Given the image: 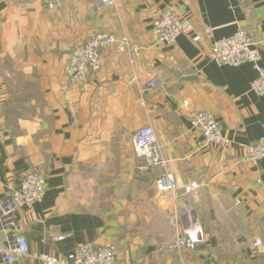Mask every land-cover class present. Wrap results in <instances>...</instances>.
Wrapping results in <instances>:
<instances>
[{
    "label": "crops",
    "instance_id": "1",
    "mask_svg": "<svg viewBox=\"0 0 264 264\" xmlns=\"http://www.w3.org/2000/svg\"><path fill=\"white\" fill-rule=\"evenodd\" d=\"M0 1V199L26 170L47 177L42 202L22 207L18 229L33 253L68 255L78 244L117 247L119 264H264V160L245 146L264 136V94L252 63L221 66L211 44L248 29L264 69V0ZM191 20L175 44L157 40L154 22L168 8ZM98 32L126 36L136 56L115 46L101 68L71 83L72 50ZM198 37V39H195ZM155 74L163 86L149 88ZM211 111L230 139L207 145L191 116ZM154 128L166 165L147 166L133 135ZM175 174L177 193L161 196L156 179ZM199 184L189 194V182ZM202 228L190 251L177 237ZM13 233L0 232L8 246ZM65 236L57 240V236ZM258 241L261 243L258 244ZM0 264H39L32 256Z\"/></svg>",
    "mask_w": 264,
    "mask_h": 264
},
{
    "label": "built area",
    "instance_id": "2",
    "mask_svg": "<svg viewBox=\"0 0 264 264\" xmlns=\"http://www.w3.org/2000/svg\"><path fill=\"white\" fill-rule=\"evenodd\" d=\"M1 2L11 0H0ZM59 0H43L48 8H55ZM99 9L114 8L115 0H95ZM192 28L191 20L181 16L174 7H168L154 22V30L159 42L175 44L178 37ZM195 39H198L196 37ZM115 46L119 52H130L138 55L140 47L126 36H116L109 32H98L92 35L84 44L74 48L67 61V73L71 83L85 82L91 71H98L103 64V52L108 47ZM210 57L221 66H239L252 63L258 71V77L253 82V89L258 94H264V69L260 65L261 53L251 32L241 27L233 35L215 40L210 47ZM164 79L155 74L146 85L149 88L163 86ZM192 126L198 129L207 145L226 147L230 139L225 135L223 126L211 111L203 110L192 114ZM134 147L139 157L147 166H165L161 145L154 128L150 125L140 127L133 135ZM247 160L254 166L264 160V136L255 143L245 146ZM155 187L161 196L177 193L178 183L172 171H165L155 181ZM199 184L195 181L186 184L189 194L196 193ZM47 191V177L39 169L31 168L23 172L19 184L12 189L9 196L0 199V232L13 233L18 229L17 214L22 207L29 210L42 202ZM10 245H0V256L8 263L18 257L32 256L39 264H119L117 247L113 243L94 246L90 243L78 244L68 255L49 253H33L30 243L22 234L13 233ZM202 228H191L183 236L177 237L174 246L187 250H196L203 241ZM64 240L65 236H57ZM261 242L258 241V244Z\"/></svg>",
    "mask_w": 264,
    "mask_h": 264
}]
</instances>
